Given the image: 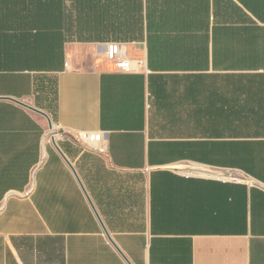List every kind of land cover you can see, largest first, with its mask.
<instances>
[{
  "label": "crops",
  "instance_id": "1",
  "mask_svg": "<svg viewBox=\"0 0 264 264\" xmlns=\"http://www.w3.org/2000/svg\"><path fill=\"white\" fill-rule=\"evenodd\" d=\"M0 264H264V0H0Z\"/></svg>",
  "mask_w": 264,
  "mask_h": 264
},
{
  "label": "built area",
  "instance_id": "2",
  "mask_svg": "<svg viewBox=\"0 0 264 264\" xmlns=\"http://www.w3.org/2000/svg\"><path fill=\"white\" fill-rule=\"evenodd\" d=\"M105 60L112 64L115 70L119 73H131L139 71L144 67L142 60L133 61L123 54L122 49L118 46H110L107 50ZM76 139L85 145L100 144L103 140L102 133L92 132H76ZM236 180V178H234Z\"/></svg>",
  "mask_w": 264,
  "mask_h": 264
},
{
  "label": "water",
  "instance_id": "3",
  "mask_svg": "<svg viewBox=\"0 0 264 264\" xmlns=\"http://www.w3.org/2000/svg\"><path fill=\"white\" fill-rule=\"evenodd\" d=\"M19 104L22 105V106H24L25 108H27V109H29V110L35 112V113L41 115L42 117H44V118L46 119L47 123H48L49 128H50V129L53 128L52 121H51L50 117H49L46 113L41 112V111H39V110H37V109H35V108H33V107H30V106H28V105H26V104H22V103H19ZM109 240L112 241L110 238H109ZM118 251H119V250H118ZM119 253H120V252H119ZM121 255H122V254H121ZM123 257H124V256H123Z\"/></svg>",
  "mask_w": 264,
  "mask_h": 264
}]
</instances>
